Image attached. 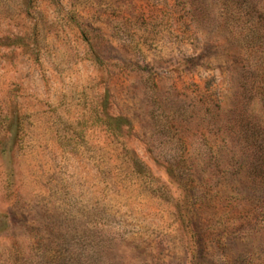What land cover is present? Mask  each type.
<instances>
[{
	"label": "rangeland",
	"instance_id": "1",
	"mask_svg": "<svg viewBox=\"0 0 264 264\" xmlns=\"http://www.w3.org/2000/svg\"><path fill=\"white\" fill-rule=\"evenodd\" d=\"M235 2L0 0V264H264Z\"/></svg>",
	"mask_w": 264,
	"mask_h": 264
},
{
	"label": "trees",
	"instance_id": "2",
	"mask_svg": "<svg viewBox=\"0 0 264 264\" xmlns=\"http://www.w3.org/2000/svg\"><path fill=\"white\" fill-rule=\"evenodd\" d=\"M237 2L231 0V7H234L232 13L239 18L240 13L236 5ZM246 2L249 3L253 12L262 18V21L257 24H250L251 31L255 35H251L249 43H251L252 49H255L258 44L256 50L259 51L263 59L261 58L257 62L247 65L245 73L242 75L241 88L243 89V100L247 103L248 115L251 118L247 126V135L251 145L256 148L255 154L259 163V167L253 168L251 171V176L256 183L264 184V0H246ZM254 38H257L258 42H255L256 39L254 40ZM251 104H253V108L256 106V112L258 113L257 125L252 124L255 119L252 118Z\"/></svg>",
	"mask_w": 264,
	"mask_h": 264
}]
</instances>
